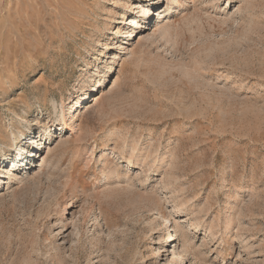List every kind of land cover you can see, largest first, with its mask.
I'll return each instance as SVG.
<instances>
[{
    "label": "rangeland",
    "instance_id": "obj_1",
    "mask_svg": "<svg viewBox=\"0 0 264 264\" xmlns=\"http://www.w3.org/2000/svg\"><path fill=\"white\" fill-rule=\"evenodd\" d=\"M139 2L0 0V264H264V0Z\"/></svg>",
    "mask_w": 264,
    "mask_h": 264
},
{
    "label": "bare ground",
    "instance_id": "obj_2",
    "mask_svg": "<svg viewBox=\"0 0 264 264\" xmlns=\"http://www.w3.org/2000/svg\"><path fill=\"white\" fill-rule=\"evenodd\" d=\"M148 1L149 0H143V1L141 0V2H139L136 5V7L139 8V10L137 12H139L140 15H137V17L130 18V23H132V24H134V25H136V26H138L140 28H146V23H150L149 16L150 15L151 16L153 15V17H154V14H156L155 12L158 10V7L155 10H152V8L155 6L154 4H145V5L141 4L142 2H147L148 3ZM157 14H161V12L160 13L157 12ZM151 21H152V19H151ZM130 34L131 33H129V35ZM141 34H142V32H138V36L141 35ZM143 36H145V35H143ZM139 37H141V36H139ZM97 95H98V93H95L94 94V96H97ZM85 96H86V94H85ZM94 100H98V97L95 98ZM77 102L78 101H75L72 105L69 106V108L71 109L72 106L74 104H76ZM68 104H70V101L68 102ZM60 119H62L64 121L63 125L60 126V129L63 128V127H64V129L70 128L69 123H67L68 120L67 121L65 120V112H64V108L63 107L61 109ZM41 130H43V132L45 134L48 131L54 130V128L52 126H43V127H41ZM56 130H57V128H55V131ZM10 135H11L12 139L14 140L15 149H16L15 155L11 158L12 167L14 169L13 170L9 169L5 173H7L8 178L11 179L12 177H14L16 175L15 174L16 173V170L19 167L26 166L28 164V159L30 158V156L33 155V152H34V155H37L39 153V152H37L36 149H38L40 147L38 146V143L35 142L33 145H35L36 147L33 150L32 149L31 150H26V148H25L24 145H21V144L16 143L17 137L15 136V134H14L13 131H11V134ZM130 159H131V157L130 158H127L126 161L127 162H130ZM45 160H46L45 157H42L41 158V162H40L39 165L41 166L45 162ZM27 168H29V167H27ZM163 219L166 220V218H163ZM189 225L190 226H193V224L191 222H189ZM194 226H196V225H194ZM167 233H168L167 238L169 240H173L172 241V243H173L172 244V246H173V249H172L173 254H175L177 258H180V260L183 261L184 259H183L182 255H181V253L176 248V243H175L176 237H175L174 231L173 230H167ZM180 236L182 237V241H183L182 251H184V250L186 251V249L190 245L188 243V240H187V238H189L188 237V233L184 231L183 234H181ZM154 249L157 252H160V250H164V249H159L157 246H155Z\"/></svg>",
    "mask_w": 264,
    "mask_h": 264
}]
</instances>
